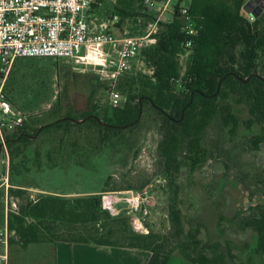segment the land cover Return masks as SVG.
<instances>
[{
	"label": "trees",
	"instance_id": "1",
	"mask_svg": "<svg viewBox=\"0 0 264 264\" xmlns=\"http://www.w3.org/2000/svg\"><path fill=\"white\" fill-rule=\"evenodd\" d=\"M245 1L189 0L187 8L195 35L186 32L179 14L180 4L176 3L172 18L157 22L153 34L155 43L140 51L150 73L133 76L126 72L120 76L115 88L124 101L119 106L109 104L110 112L101 108L95 97L96 89L92 87L82 103L76 98L65 104L57 100L50 113L36 120L37 125L32 127L28 122L30 113H24L6 93L25 116L24 125L6 135L7 145L18 150L20 145L27 146L33 139H40L35 152L36 169L43 168L40 161L43 154L44 168H54L62 167L63 163L81 166L90 157L112 149L125 138L127 131L140 123L147 106L156 116L160 167L168 178V185L174 186L173 196L166 206V231L155 232L149 228L148 233H139L133 230L127 212L112 215L103 208L100 195L68 197L54 192L31 199L24 197L27 186L11 182L7 188L9 197L23 200L5 216L11 232L9 245L18 243L26 247L66 241L137 248L150 252L146 264H168L177 253L184 257L185 264H227V257L233 261L229 247L224 251L220 241L199 238L200 224L185 228L177 204L175 180L182 161L193 160L192 151L202 123L206 125L217 118L221 127L231 125L230 133L236 132L235 125L239 121L232 114L233 103L247 107L250 116L245 120V127L258 124L264 135V81L251 77L242 82L235 76L244 78L257 71L264 78V27L246 17L242 9ZM122 21L118 18L117 25ZM187 41H191L190 46L185 45ZM185 52L187 58L182 72L178 57ZM219 80V90L212 95ZM100 86L107 88L105 84ZM139 109L141 114L136 121ZM181 112L183 116L177 121ZM107 115L111 122L105 120ZM84 128L90 135L81 144L78 133ZM19 165L22 167L25 162L20 161ZM260 183L264 189V175ZM107 187L106 179L103 190ZM143 188L144 184L137 188L129 183L125 186L126 190ZM2 208L4 210V205ZM110 222L115 225H108ZM239 224L241 229H251L258 234L255 251L264 264V201L256 203L250 215L242 217Z\"/></svg>",
	"mask_w": 264,
	"mask_h": 264
},
{
	"label": "rangeland",
	"instance_id": "2",
	"mask_svg": "<svg viewBox=\"0 0 264 264\" xmlns=\"http://www.w3.org/2000/svg\"><path fill=\"white\" fill-rule=\"evenodd\" d=\"M176 1L170 0L167 8L162 10L161 2L148 9L144 0H100L97 7L89 10V20L95 30H100V23L117 15L123 21L121 25H117V21L108 28L111 34L117 37L143 36L153 27L159 15L158 21L172 18ZM244 14L248 18H256ZM154 43H148L143 48ZM143 48L131 60L132 67L128 74L136 76L150 73L140 55ZM104 49L115 62L116 45L106 44ZM186 58V52L178 57L182 72ZM108 68L112 70L114 66L111 64ZM94 76H98V79ZM105 80V75H101L98 68L70 60L19 58L7 76L5 92L24 113H30L28 122L34 127L38 123L36 120L50 113L57 100L65 104L67 100L76 98L82 103L92 87L96 89L95 97L101 108L110 112L112 109L109 107L107 88L100 86L106 85ZM231 107L232 114L239 121L234 134L230 133L231 125L221 127L219 120L213 118L206 125H201L192 151L193 160L186 162L180 157L183 163L175 180L178 185L177 204L185 228L200 224V239L220 241L224 251L228 247L231 249L234 258L230 261L227 257V264H261L262 258L255 251L258 234L251 229H241L239 220L250 215L256 203L264 201L263 184L260 183L264 175V135L258 124L245 127V120L250 115L244 104L233 103ZM105 120L112 121L108 115ZM31 131L29 128L28 132ZM78 134L82 144L90 132L84 128ZM159 138L156 116L146 106L140 116V123L127 131L120 143L100 155L90 157L81 166L63 163L60 164L62 167L44 168L43 154L40 155L43 168L36 169L38 138L27 146L20 145L18 150L15 146H8L10 169L7 184L8 187L11 182L27 186L24 197L28 198L30 195L37 197L54 192L68 197L100 195L101 198L103 192L106 195L119 191L122 198L115 205L121 208L120 213H125L128 208L124 197L129 193L125 192V186L129 183L137 188L144 184V205L148 214L142 221L155 232L166 231V206L173 196L174 186L168 185V178L159 164ZM1 160L0 153V176L5 173ZM20 161L25 162V165L21 167ZM106 179L109 187L103 190ZM13 198L16 205L23 200L20 197ZM108 225L115 224L110 222ZM39 244L42 245L40 248L35 245L26 250L14 247L15 261L12 264H52L53 242ZM185 263L184 257L178 253L168 261V264Z\"/></svg>",
	"mask_w": 264,
	"mask_h": 264
},
{
	"label": "built area",
	"instance_id": "3",
	"mask_svg": "<svg viewBox=\"0 0 264 264\" xmlns=\"http://www.w3.org/2000/svg\"><path fill=\"white\" fill-rule=\"evenodd\" d=\"M99 0H0V153L5 173L0 176V184H4L6 192L3 197L5 216L8 210L16 208V202L9 197L7 188L9 172V150L6 135L24 125L25 116L12 104L5 92V81L10 69L19 58H56L70 60L83 66L98 68L105 75L108 101L111 106H119L122 95L115 88L117 79L128 72L131 60L139 50L148 43H154L157 26L156 17L153 27L143 36H114L108 30L118 21L113 15L108 21L99 24L95 30L89 20V10ZM170 0H144L148 9L157 2L162 3L165 10ZM179 14L185 22V30L195 35L194 22L187 6H179ZM257 25H264V10L255 19L249 18ZM106 44L116 45V59L112 62L105 51ZM191 41L186 42L190 46ZM114 68L110 70L109 65ZM124 197L128 203L127 213L130 216L134 231L148 233L149 227L142 221L148 214L144 205L145 196L142 190H126ZM101 196L103 208L112 215H118L121 208L115 203L120 200L119 191ZM35 199L34 195H30ZM109 199V200H108ZM6 221L0 228V264H8L9 236Z\"/></svg>",
	"mask_w": 264,
	"mask_h": 264
},
{
	"label": "crops",
	"instance_id": "4",
	"mask_svg": "<svg viewBox=\"0 0 264 264\" xmlns=\"http://www.w3.org/2000/svg\"><path fill=\"white\" fill-rule=\"evenodd\" d=\"M178 2L180 5L188 6L189 0H177L176 3ZM0 187H2L0 200L1 228L5 223V212L2 205H4L3 197L5 194L3 192H6V188L4 184H0ZM35 245L38 248L42 246L39 243H34L26 247H20L18 243H10L8 264H12L13 260L15 261L13 256L14 247L26 250L33 248ZM149 256L150 252L143 249L59 241L52 246L51 261L52 264H146Z\"/></svg>",
	"mask_w": 264,
	"mask_h": 264
},
{
	"label": "water",
	"instance_id": "5",
	"mask_svg": "<svg viewBox=\"0 0 264 264\" xmlns=\"http://www.w3.org/2000/svg\"><path fill=\"white\" fill-rule=\"evenodd\" d=\"M242 9L245 13L249 14V15H252V16H255L257 17L259 14H261V12L264 10V0H247L244 5L242 6ZM253 75V76H257L258 78L262 79L264 81V78L259 76L257 72H254L250 75H248L246 78H241L239 75L235 74V76L240 80V81H247L250 76ZM224 77V76H223ZM220 82L221 80H219V82L217 83V87H216V91L214 94L212 95H215L218 90H219V85H220ZM193 92H191V95H192ZM139 104H140V99H139ZM140 107V105H139ZM141 114V110L139 109V113H138V117L136 119V121L139 119V116ZM183 116V112H181L180 114V118L177 120L179 121ZM73 122H79V121H82V120H77V119H72ZM99 121V120H98Z\"/></svg>",
	"mask_w": 264,
	"mask_h": 264
},
{
	"label": "flooded vegetation",
	"instance_id": "6",
	"mask_svg": "<svg viewBox=\"0 0 264 264\" xmlns=\"http://www.w3.org/2000/svg\"><path fill=\"white\" fill-rule=\"evenodd\" d=\"M256 72H257V71H256ZM252 73H254V72H252ZM252 73H250V74H252ZM257 73H258V75H259V72H257ZM250 74H249V75H250ZM247 76H248V75H247ZM247 76H245L244 78H246ZM251 77H257V76H253V75H251L250 78H251ZM241 78H242V77H241ZM244 78H243V79H244ZM250 78H249L247 81H249ZM257 78H258V77H257ZM247 81H242V82H247Z\"/></svg>",
	"mask_w": 264,
	"mask_h": 264
}]
</instances>
